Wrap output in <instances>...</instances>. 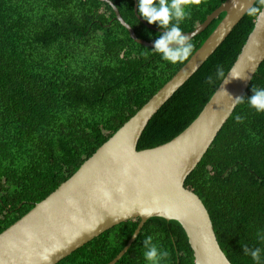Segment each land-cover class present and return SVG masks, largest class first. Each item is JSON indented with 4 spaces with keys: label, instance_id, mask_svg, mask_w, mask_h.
Instances as JSON below:
<instances>
[{
    "label": "trees",
    "instance_id": "1",
    "mask_svg": "<svg viewBox=\"0 0 264 264\" xmlns=\"http://www.w3.org/2000/svg\"><path fill=\"white\" fill-rule=\"evenodd\" d=\"M135 34L173 43L225 0H111ZM264 4L257 0L203 65L152 116L137 149L163 144L200 113ZM224 13L184 45L135 42L99 0H0V232L68 179L166 83ZM185 187L232 264H264V61ZM140 219L123 221L57 264H107ZM115 264H195L177 221L152 217Z\"/></svg>",
    "mask_w": 264,
    "mask_h": 264
},
{
    "label": "water",
    "instance_id": "2",
    "mask_svg": "<svg viewBox=\"0 0 264 264\" xmlns=\"http://www.w3.org/2000/svg\"><path fill=\"white\" fill-rule=\"evenodd\" d=\"M99 1L112 7L135 42L154 49L184 45L220 14L224 17L185 64L68 179L0 232V264H57L111 227L139 218L126 245L107 263L115 264L152 217L180 224L195 264H232L219 246L205 205L185 187V180L264 61V4L236 60L198 116L171 140L138 150L139 138L152 116L214 53L257 0H225L203 23L173 43L139 38L111 0ZM137 5L134 0L136 16L153 28L140 18Z\"/></svg>",
    "mask_w": 264,
    "mask_h": 264
},
{
    "label": "bare ground",
    "instance_id": "3",
    "mask_svg": "<svg viewBox=\"0 0 264 264\" xmlns=\"http://www.w3.org/2000/svg\"><path fill=\"white\" fill-rule=\"evenodd\" d=\"M250 34V33H249Z\"/></svg>",
    "mask_w": 264,
    "mask_h": 264
}]
</instances>
